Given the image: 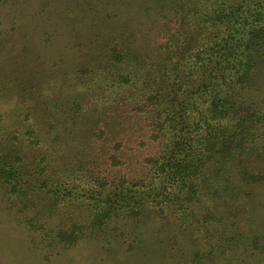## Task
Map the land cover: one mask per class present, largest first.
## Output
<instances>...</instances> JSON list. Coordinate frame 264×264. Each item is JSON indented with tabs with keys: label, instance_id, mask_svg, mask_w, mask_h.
<instances>
[{
	"label": "trees",
	"instance_id": "trees-1",
	"mask_svg": "<svg viewBox=\"0 0 264 264\" xmlns=\"http://www.w3.org/2000/svg\"><path fill=\"white\" fill-rule=\"evenodd\" d=\"M17 2L0 0V13ZM78 6L74 92L54 78L62 90L46 95L40 83L53 72L22 66L11 74L0 61V94L15 95L8 121L23 125L0 110L6 208L36 231L30 240L46 258L109 232L135 250L138 236L125 225L152 221L167 255L177 239L189 241L183 264L255 260L264 234L240 221L244 203L264 192V0ZM54 35L39 32L48 43ZM9 36L0 29V45ZM75 203L81 219L66 216Z\"/></svg>",
	"mask_w": 264,
	"mask_h": 264
},
{
	"label": "rangeland",
	"instance_id": "rangeland-1",
	"mask_svg": "<svg viewBox=\"0 0 264 264\" xmlns=\"http://www.w3.org/2000/svg\"><path fill=\"white\" fill-rule=\"evenodd\" d=\"M41 2H46L48 5L42 11L39 10ZM17 3L12 5L14 8L7 14L0 13L1 34L4 33L6 36L9 34L11 38V42L0 45V61H7L6 68L11 74H15L13 70L20 72L19 68L22 66H38L45 71L53 72L44 76L40 83V88L46 95L55 93L57 88L62 90L61 87L52 84L54 78H62L63 82H69L67 88L70 92H74L77 84L73 67L79 50L73 53L71 44L79 40V35L76 33L79 22L75 15L79 6L74 7V0H23L18 6ZM51 11L55 14L50 13L49 16ZM29 14L32 15L31 19ZM12 23L16 25L15 30L9 32ZM44 29L55 30V35L49 43L39 37L40 30ZM84 44L83 42L76 48L80 49ZM59 56H63L65 62L60 64ZM78 59L84 61L85 57ZM63 90H67L66 87ZM14 97L12 92L0 94V98L4 100L0 103V110L6 114L7 122H11V119L8 121V116L11 117L12 107L15 105ZM84 103L89 111L91 106L89 107L87 99ZM11 124L14 127L23 126L22 123L15 125L11 122ZM11 124H7V127L11 128ZM244 204L246 205L241 212V215L244 214V218L240 221L241 226L243 228L247 226L250 231L254 229L264 234V192L256 189L253 196ZM64 210L70 219H81L85 216V211L78 203L67 205ZM15 216L17 214L6 208L0 189V264H183V255H189L192 248L189 241L179 238L177 239L179 246L174 249L171 256L167 255L165 253L167 245L152 236L155 224L147 221L125 225L138 236L139 247L135 250L124 251L122 241L124 235L117 238L111 236L109 232L95 240L83 241L73 247L60 249L46 258L37 247L40 243L34 245L30 240L31 235L38 236L36 231L27 229ZM118 224L124 230V219L119 220ZM179 247L182 248L180 252H178ZM224 263L225 260L218 259L215 262L208 261L202 264ZM249 264H264V253L256 256Z\"/></svg>",
	"mask_w": 264,
	"mask_h": 264
}]
</instances>
